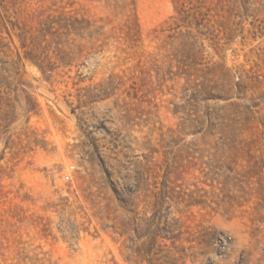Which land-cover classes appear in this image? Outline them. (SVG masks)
Returning <instances> with one entry per match:
<instances>
[{
  "label": "rangeland",
  "instance_id": "374dc122",
  "mask_svg": "<svg viewBox=\"0 0 264 264\" xmlns=\"http://www.w3.org/2000/svg\"><path fill=\"white\" fill-rule=\"evenodd\" d=\"M0 264H264V0H0Z\"/></svg>",
  "mask_w": 264,
  "mask_h": 264
},
{
  "label": "built area",
  "instance_id": "2783aa9c",
  "mask_svg": "<svg viewBox=\"0 0 264 264\" xmlns=\"http://www.w3.org/2000/svg\"><path fill=\"white\" fill-rule=\"evenodd\" d=\"M69 169H73V166L71 165L70 167H69ZM69 176H70V171L69 172H67L66 174H65V179H68L69 178Z\"/></svg>",
  "mask_w": 264,
  "mask_h": 264
}]
</instances>
